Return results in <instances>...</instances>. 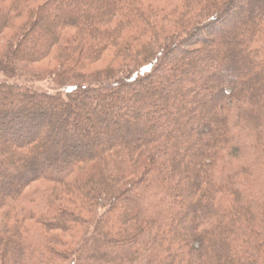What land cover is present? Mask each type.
I'll return each instance as SVG.
<instances>
[{
  "label": "trees",
  "instance_id": "trees-1",
  "mask_svg": "<svg viewBox=\"0 0 264 264\" xmlns=\"http://www.w3.org/2000/svg\"><path fill=\"white\" fill-rule=\"evenodd\" d=\"M4 42L0 264H264V0H0Z\"/></svg>",
  "mask_w": 264,
  "mask_h": 264
},
{
  "label": "rangeland",
  "instance_id": "rangeland-1",
  "mask_svg": "<svg viewBox=\"0 0 264 264\" xmlns=\"http://www.w3.org/2000/svg\"><path fill=\"white\" fill-rule=\"evenodd\" d=\"M245 7H246V9H248V4L247 5L245 4ZM230 27H231V25H227L225 27V29L228 30ZM12 31H13L12 29L7 30V35L9 36ZM217 35L218 36H217V38H215V42L212 43L214 45H217V44L219 45L220 42H221V40L219 39V37L221 36L220 33L218 32ZM217 39H219V40H217ZM4 45H5V42L2 43V44L0 43V56H1L2 50L4 49ZM188 57H190V55H188ZM54 64H55V62H52L51 60H46V61L43 60L41 62H37L35 64L30 65V67L32 69H35V70H43V69H45L47 67L54 66ZM103 65H104V61L102 63L96 64L94 67H101ZM236 65L239 66V68L243 66V64L241 62L238 63L237 61H236ZM4 79H5V77L2 74H0V82L3 81ZM26 81H28V80L26 79ZM173 84H174V86H177V87L179 85L177 82H174ZM35 87L38 90H40V91H48V92H56V91H58V88H55V86L49 81L42 82V83H37V85H35ZM174 90H175V87H174V89H173V87H171V89L169 88L168 91L170 93V96L172 97L173 100L180 99V96H178V94L176 95L177 92L174 91ZM102 136L103 135H101V138L103 139L104 137H102ZM16 181L17 180H15V179H8V180H6V184L11 186V185L15 184ZM79 241L80 240H77V242L75 244V247L78 245Z\"/></svg>",
  "mask_w": 264,
  "mask_h": 264
}]
</instances>
